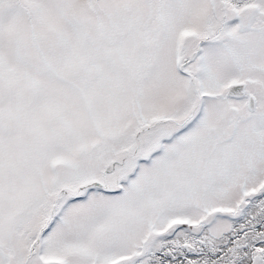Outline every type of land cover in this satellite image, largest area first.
<instances>
[{
    "label": "snow or ice",
    "instance_id": "snow-or-ice-1",
    "mask_svg": "<svg viewBox=\"0 0 264 264\" xmlns=\"http://www.w3.org/2000/svg\"><path fill=\"white\" fill-rule=\"evenodd\" d=\"M0 264H264V0H0Z\"/></svg>",
    "mask_w": 264,
    "mask_h": 264
}]
</instances>
